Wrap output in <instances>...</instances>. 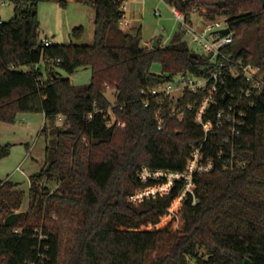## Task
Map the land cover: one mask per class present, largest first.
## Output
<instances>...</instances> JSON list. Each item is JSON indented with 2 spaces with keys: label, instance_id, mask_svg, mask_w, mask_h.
I'll return each instance as SVG.
<instances>
[{
  "label": "trees",
  "instance_id": "1",
  "mask_svg": "<svg viewBox=\"0 0 264 264\" xmlns=\"http://www.w3.org/2000/svg\"><path fill=\"white\" fill-rule=\"evenodd\" d=\"M79 1L94 11L91 45L41 44L36 1L13 0L14 17L0 21V122L13 123L20 113H41L55 135L53 147L46 150L50 161L29 183V210L10 213L0 200V264L38 262L39 253L45 255L42 264H243L246 259L264 264V92L253 95L255 103L232 149L235 161L245 164L242 168L222 169L218 152L232 150L222 146L226 126L214 128L202 150L215 168L195 178L194 205L189 198L176 205L178 184L145 195L158 184L141 183L138 172L144 167L182 171L205 135L194 123L195 108H183L195 101L193 96L182 98L178 120L171 116V100L152 99L145 108L140 91L166 83L176 73L199 76L210 68L202 56L190 57L193 52L180 35L147 50L140 27L125 31L119 25L124 0ZM162 1L187 20L195 8L205 11L206 21L225 17L234 35L224 53L259 67L264 77L260 0ZM81 33V27L72 30L75 38ZM155 64L160 74L151 72ZM85 68L91 80L82 88L58 72L72 75ZM227 77L224 88L230 91L232 78ZM108 91L114 103L107 99ZM215 111L205 120L214 121ZM46 130L45 123L41 133ZM10 148L0 146V161ZM49 182L57 184L51 189ZM5 185L13 187L0 182ZM175 205L176 217L169 216L167 210ZM162 236L172 239L170 247L150 261Z\"/></svg>",
  "mask_w": 264,
  "mask_h": 264
},
{
  "label": "built area",
  "instance_id": "2",
  "mask_svg": "<svg viewBox=\"0 0 264 264\" xmlns=\"http://www.w3.org/2000/svg\"><path fill=\"white\" fill-rule=\"evenodd\" d=\"M170 8L175 20L181 24L184 34L191 36L192 42L199 47V55L206 59L207 68L210 70L199 76L190 73H176L166 83L152 89L141 90L142 106L148 107L152 99L171 100L173 102L170 109L171 116L180 120L183 117L182 98L184 95L193 96L195 101L185 104L183 108L186 110L195 108L194 123L201 127L205 136L203 143L191 150L182 171L144 167L138 172L137 178L143 184L150 182L158 184L145 195L166 191L178 184L181 188L176 205L183 203L187 198L191 199L194 205L196 202L195 178L208 174L215 168L214 160L205 157L202 150L207 134L214 128L219 129L226 126L228 137L222 140V146H228L232 150L236 137H239L246 123L247 113L255 103L253 95L264 92V77L259 67L243 64L240 60L234 61L231 55L224 53V50L232 43L234 35L225 17L206 21L203 17L205 11L195 8L191 16L197 17L198 22L194 23L191 19L187 20L177 9ZM120 10L123 11V15L119 25L123 28L128 26L125 20L126 6L122 4ZM224 29L230 31L225 36L220 33ZM40 42L44 46L51 44L47 38H40ZM144 46L147 50L152 48L151 43H146ZM227 75L232 78L230 84L234 90L229 91L224 88L227 85ZM213 109H216L214 121L205 120ZM155 116L157 129H161L163 119L160 110ZM218 153L217 159L222 160L221 166L225 171H234L245 165L235 161L233 150L228 155L222 149ZM133 198L136 199V197ZM173 210V208L168 209V215H173ZM43 238V235L39 236V239ZM38 259V262L33 261L30 264H42L45 255L39 253Z\"/></svg>",
  "mask_w": 264,
  "mask_h": 264
},
{
  "label": "rangeland",
  "instance_id": "3",
  "mask_svg": "<svg viewBox=\"0 0 264 264\" xmlns=\"http://www.w3.org/2000/svg\"><path fill=\"white\" fill-rule=\"evenodd\" d=\"M37 4V20L40 26V38H47L54 44L78 45L93 44L94 34V11L91 7L79 0H31ZM59 1H63L62 5ZM126 6L125 18L129 22L123 30L140 26L141 44H149L159 40L160 45L166 46L175 37L180 35L186 43L189 51L200 54L199 47L192 42L191 36L185 35L182 26L175 20L171 13V8L162 0H124ZM15 5L13 0H0V21L6 22L14 17ZM157 13V14H156ZM192 22H198V18L191 16ZM132 22V24H131ZM133 23H135L133 25ZM81 27L82 33L75 38L72 30ZM40 69L46 76L44 63L39 64ZM21 71L27 68L21 67ZM62 78L70 79L75 87L82 88L90 83L91 71L87 68L79 69L72 75L58 71ZM151 72L160 74L159 64L151 67ZM110 103H114L112 91L106 93ZM111 122L114 120L110 116ZM46 123V132L41 133ZM61 126L62 121H58ZM50 123L44 119L41 113H20L16 116L13 123L0 122V146L9 145V155L0 161V182H9L13 187L0 186V200L9 206L10 213L24 214L32 204V196L29 191V183L32 176L50 161L49 153L54 144L55 135ZM57 182L47 184L51 189ZM176 208V205L173 209ZM174 216L175 212L173 210ZM4 215L0 217L3 220ZM75 221L79 220L77 216ZM68 221H66L67 223ZM68 236L65 235L64 239ZM171 240L168 236H162L159 241L158 249L149 256L150 261L163 257L168 251Z\"/></svg>",
  "mask_w": 264,
  "mask_h": 264
},
{
  "label": "water",
  "instance_id": "4",
  "mask_svg": "<svg viewBox=\"0 0 264 264\" xmlns=\"http://www.w3.org/2000/svg\"><path fill=\"white\" fill-rule=\"evenodd\" d=\"M114 2H117L118 0H113ZM261 1V4L264 5V0H260ZM219 4H222V3H219ZM230 31L228 29H224L222 30L220 33L221 35L225 36L229 33ZM158 40H155L153 41L152 43V48H158ZM190 57L193 58V59H196L197 58V55L195 53H191L190 54ZM243 264H251L249 260H244Z\"/></svg>",
  "mask_w": 264,
  "mask_h": 264
},
{
  "label": "crops",
  "instance_id": "5",
  "mask_svg": "<svg viewBox=\"0 0 264 264\" xmlns=\"http://www.w3.org/2000/svg\"><path fill=\"white\" fill-rule=\"evenodd\" d=\"M125 17H126V16H125ZM196 18H197V17H196ZM125 20H126V18H125ZM126 22H127V21H126ZM127 23L129 24V22H127ZM131 24H132V22H131ZM134 24H135V23H133V25H134ZM137 27H140V26L137 25ZM137 27H134V26H133V27L131 28V30H132V29H135V28H137ZM128 31H129V30H128ZM158 41H159V40H158ZM152 43H153V42H152ZM152 43H151V45H152ZM58 121H59V120H57L56 123H55L56 126H59ZM61 125H62V124H61Z\"/></svg>",
  "mask_w": 264,
  "mask_h": 264
}]
</instances>
